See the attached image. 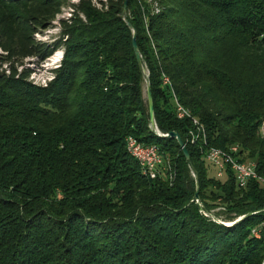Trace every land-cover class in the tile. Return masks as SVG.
Masks as SVG:
<instances>
[{
    "label": "trees",
    "instance_id": "obj_1",
    "mask_svg": "<svg viewBox=\"0 0 264 264\" xmlns=\"http://www.w3.org/2000/svg\"><path fill=\"white\" fill-rule=\"evenodd\" d=\"M64 1L0 0V264H264V182L218 177L174 98L264 178V0H78L37 40ZM59 50L34 83L25 60ZM129 136L171 160L172 180L143 174ZM198 188L206 212L243 218L206 216Z\"/></svg>",
    "mask_w": 264,
    "mask_h": 264
},
{
    "label": "built area",
    "instance_id": "obj_2",
    "mask_svg": "<svg viewBox=\"0 0 264 264\" xmlns=\"http://www.w3.org/2000/svg\"><path fill=\"white\" fill-rule=\"evenodd\" d=\"M164 83L167 84L165 80ZM174 98L176 102V113L181 114V119L190 118L192 120L193 126L188 132V137H190L191 143L201 144L205 147L204 156L206 160L216 168L218 177H223L227 170H231L233 171L240 187H246L250 179H258L261 182H264V178L257 173L254 162L239 161L235 157V151H229V149L209 145L208 135L207 138H200V127H205L204 124H202L190 111H185L184 108H180L178 105V99L175 95ZM259 129L261 133H264V121L261 122ZM127 139H131V145L135 148V151L142 156L144 163H146L154 172L156 179L166 173L165 162L170 159L161 153L158 147L146 146L134 136H129ZM196 200L202 208V213L208 217L220 218L210 212H206L203 209L200 200ZM252 233L255 237H260V229H253Z\"/></svg>",
    "mask_w": 264,
    "mask_h": 264
},
{
    "label": "rangeland",
    "instance_id": "obj_3",
    "mask_svg": "<svg viewBox=\"0 0 264 264\" xmlns=\"http://www.w3.org/2000/svg\"><path fill=\"white\" fill-rule=\"evenodd\" d=\"M76 2H78V0H66L62 3L60 11L58 13H55L54 17L52 18L45 17L46 18V20L44 21L45 24L40 26L38 31L34 35L37 38V40L44 41V42H52L54 39H56L60 34L61 20L70 18V16L72 15L71 4L76 3ZM97 5L100 6L99 4ZM32 6L33 5H30V4L21 5V7L18 6L19 8L17 9L25 12V11L31 10ZM155 8L156 10H158L159 6L155 5ZM2 9L3 8L0 6V11ZM1 53H2V50L0 49V55ZM63 57H64V51L59 50L55 52L53 55H51L44 62L37 63L35 58H27L25 60V66L32 68L34 70L30 79L33 80V82L36 84L45 85L46 82H48L52 78L51 70L60 65ZM20 69H22V67H20ZM196 202L198 203L197 200ZM222 212H224V208L217 207L213 209V213L220 214V216L218 217H220L221 220L224 219V216H223L224 214L221 215Z\"/></svg>",
    "mask_w": 264,
    "mask_h": 264
},
{
    "label": "bare ground",
    "instance_id": "obj_4",
    "mask_svg": "<svg viewBox=\"0 0 264 264\" xmlns=\"http://www.w3.org/2000/svg\"><path fill=\"white\" fill-rule=\"evenodd\" d=\"M164 80L167 84L170 83V79L168 77H165ZM174 95H175V93H174ZM178 105L180 108H184L185 111H190V110L186 109L185 106H183L179 101H178ZM177 115L179 118H181V114H177ZM261 134L264 137V133H261ZM200 138H207V131H206L205 127H200ZM189 139H190V137H189ZM190 141H191V139H190ZM146 146H154V145H146ZM155 147H157V146H155ZM127 149L129 151V153L132 155V157H134L139 162V164L142 168L143 174H145V176L150 177L151 179H156L154 176V172L151 170V168L148 167V165L146 163H144L142 156L140 154H138L135 151V148L131 145V139H127ZM229 151H235L236 159L241 161L240 157L238 156L239 149L237 146H232V148H230ZM243 162H246V161H243ZM172 165L173 164H172L171 160L165 162V170H166V172H169V174H170L169 180H172V178H173V173H174L173 168L174 167Z\"/></svg>",
    "mask_w": 264,
    "mask_h": 264
},
{
    "label": "water",
    "instance_id": "obj_5",
    "mask_svg": "<svg viewBox=\"0 0 264 264\" xmlns=\"http://www.w3.org/2000/svg\"><path fill=\"white\" fill-rule=\"evenodd\" d=\"M133 46H134V49H135V52L137 55L138 62L140 64H142V58H141V55H140V52L138 49V45H137V41H136V34H134ZM147 82H148V80H147ZM147 98H148V103H149V114H150L151 124L154 128H156L154 100H153V93H152V89H151L150 85H148V88H147ZM165 136L171 137V138H176L180 148L182 149V151L185 155V157L187 159L190 158V154H189V151L187 149L186 143L183 140V138L181 137L180 133H178L176 131H171L168 134H166ZM196 198L199 200V188L197 189ZM242 218L238 219L237 221L241 220ZM213 219L215 221L222 223V224H225V225H233L234 223L237 222V221H234V222L223 221L220 218H213Z\"/></svg>",
    "mask_w": 264,
    "mask_h": 264
}]
</instances>
